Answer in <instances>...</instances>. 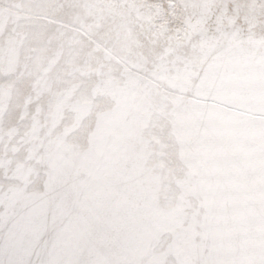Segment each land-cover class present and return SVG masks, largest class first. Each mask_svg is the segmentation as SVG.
Here are the masks:
<instances>
[{
  "label": "snow or ice",
  "instance_id": "obj_1",
  "mask_svg": "<svg viewBox=\"0 0 264 264\" xmlns=\"http://www.w3.org/2000/svg\"><path fill=\"white\" fill-rule=\"evenodd\" d=\"M0 264H264V0H0Z\"/></svg>",
  "mask_w": 264,
  "mask_h": 264
}]
</instances>
